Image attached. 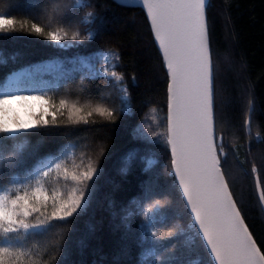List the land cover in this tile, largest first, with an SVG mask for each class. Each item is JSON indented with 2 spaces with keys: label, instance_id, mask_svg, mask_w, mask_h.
Instances as JSON below:
<instances>
[{
  "label": "trees",
  "instance_id": "16d2710c",
  "mask_svg": "<svg viewBox=\"0 0 264 264\" xmlns=\"http://www.w3.org/2000/svg\"><path fill=\"white\" fill-rule=\"evenodd\" d=\"M0 14L93 36L80 46L60 49L35 34L0 33V82L23 67L56 60L60 66L55 75L39 74L50 81L40 88L49 95L57 100L68 96L81 103L102 102L117 111L128 108L115 122L65 124L32 130L19 140L0 139V190L11 187L10 181L22 172L9 159L14 154L24 155L31 170L45 157L62 156L65 150L79 163L82 154L96 160L100 146L104 148L97 163L102 172L94 178L96 187L87 208L70 222L54 221L42 236L16 243L50 264H201L206 260L171 172L170 149L163 136L153 135L166 132L168 77L143 8L119 0H0ZM206 18L215 130L223 137L226 153L221 158L223 169L241 215L264 251V201L259 197L264 191V0H208ZM101 52L119 55L112 63L122 81L93 75L80 64L81 57L99 62L96 55ZM56 179L49 178V189L65 190ZM157 200L161 205L153 210V227L148 229L143 209ZM153 231L164 235L154 238ZM168 231L174 235L168 236Z\"/></svg>",
  "mask_w": 264,
  "mask_h": 264
},
{
  "label": "snow or ice",
  "instance_id": "6c2138e0",
  "mask_svg": "<svg viewBox=\"0 0 264 264\" xmlns=\"http://www.w3.org/2000/svg\"><path fill=\"white\" fill-rule=\"evenodd\" d=\"M140 3L147 12L169 78L166 132L153 135L163 136L171 150V172L190 212L189 227L207 256L201 264H264V251L245 223L223 169L221 158L226 153L223 137L216 134L213 114L207 0H140ZM87 15L91 17L93 13ZM15 32L35 34L60 49L77 47L82 41L93 39L91 34L84 36L63 26L50 29L32 19L0 14V33ZM112 58L118 61L119 55L111 53L104 57L105 61ZM116 67L104 68L102 75L122 81L123 76L114 70ZM39 71L40 68L34 73H16L6 83L0 82V139L19 140L32 130L65 124L115 122L120 111H128L127 107L117 111L102 102L81 103L68 96L57 100L43 89L23 87L25 78L30 77L34 82ZM122 91L123 101L127 102V89ZM245 123L249 124L250 120ZM103 153L100 146L96 160L82 154L79 163L71 155L62 154L41 160L31 170L24 155L9 157L22 172L10 181L11 187L0 190V264H50V260L33 255L31 248L16 241L42 236L54 221L70 222L69 218L87 208L96 187L94 178L102 172L97 163ZM252 172H257L255 165ZM53 176L58 185L63 182L65 190L49 189V178ZM260 199L264 201V191ZM160 205L161 201L157 200L143 209L146 228L153 227V210ZM151 235L159 238L164 233L153 231ZM167 235L174 233L168 231ZM158 243V239L153 242L154 246Z\"/></svg>",
  "mask_w": 264,
  "mask_h": 264
},
{
  "label": "rangeland",
  "instance_id": "374dc122",
  "mask_svg": "<svg viewBox=\"0 0 264 264\" xmlns=\"http://www.w3.org/2000/svg\"><path fill=\"white\" fill-rule=\"evenodd\" d=\"M105 55H110V53L101 52V53H98L96 55V57H97L99 62H90L89 60L81 57L80 58V64L82 66H84L87 69V71L89 73H91V74H93V73H101L102 74L104 68L107 67V68H109L111 70V67L113 65L112 59H110L108 61H105V59H104ZM59 66H60V62H58L56 60H48V61H45V62L36 63V64H34L32 66L23 67V68L15 71L13 73H11L8 76V78L11 77L13 74L18 73L19 71H22V72H19V73H34L37 68H40V71H39L38 75L36 76L35 81L33 82L30 79V77H26L25 78L26 82L23 85V87H25V88L35 87L37 89H40L41 87H45V86L49 85L50 81H49L48 77H46L45 75L43 76V75H39V74H42V73L43 74H45V73L49 74V73H51V75H55L56 71L59 68ZM7 79H6V81L4 83L7 82ZM25 94H28V93L26 92ZM63 154H68V153L65 150L63 152ZM55 157H58V156L50 155V156L45 157L42 160H47L49 158H55Z\"/></svg>",
  "mask_w": 264,
  "mask_h": 264
},
{
  "label": "water",
  "instance_id": "95a60500",
  "mask_svg": "<svg viewBox=\"0 0 264 264\" xmlns=\"http://www.w3.org/2000/svg\"><path fill=\"white\" fill-rule=\"evenodd\" d=\"M121 2H123V3H127V4H133V5H139V6H141L142 8H143V6H142V3H140V0H134L133 2H126V1H121ZM207 2H208V0H207ZM143 10L145 11V14H146V17H147V12H146V10L143 8ZM147 20H148V17H147ZM148 22H149V25H150V21L148 20ZM150 29H151V25H150ZM152 36H153V39H154V42H155V45H156V47H157V49L159 50V45H158V43L155 41V38H154V35L152 34ZM159 52H160V50H159ZM160 54H161V56H162V59H163V55H162V53L160 52ZM164 62V61H163ZM165 66V65H164ZM165 69H166V72H167V68H166V66H165ZM167 77H168V75H167ZM168 83H169V78H168ZM212 84H213V77H212ZM213 114H214V111H213ZM247 120H249V118L247 119ZM246 128H247V130H248V124H246ZM249 131V130H248ZM170 149V148H169ZM170 157H171V150H170ZM173 174V176H174V173H172ZM175 178V177H174ZM176 181V180H175ZM176 184H177V186H178V189H179V185H178V181H176ZM179 191H180V194H181V197L183 198V194H182V191L179 189ZM259 197H261V192H259ZM184 200V199H183ZM262 201V200H261ZM184 202H185V205H186V201L184 200ZM188 212H189V210H188ZM189 214H190V212H189Z\"/></svg>",
  "mask_w": 264,
  "mask_h": 264
},
{
  "label": "bare ground",
  "instance_id": "6f19581e",
  "mask_svg": "<svg viewBox=\"0 0 264 264\" xmlns=\"http://www.w3.org/2000/svg\"><path fill=\"white\" fill-rule=\"evenodd\" d=\"M120 1H126V2H133L134 0H120ZM19 72H22V71H19ZM18 72V73H19ZM167 86H168V84H167ZM183 199V198H182ZM184 201V200H183ZM184 204H185V202H184ZM186 206V205H185Z\"/></svg>",
  "mask_w": 264,
  "mask_h": 264
}]
</instances>
